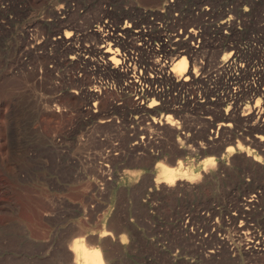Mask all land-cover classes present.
Here are the masks:
<instances>
[{"label":"rangeland","instance_id":"1","mask_svg":"<svg viewBox=\"0 0 264 264\" xmlns=\"http://www.w3.org/2000/svg\"><path fill=\"white\" fill-rule=\"evenodd\" d=\"M165 1L0 0V264H72L69 242L80 234L108 264H264V128L249 115L255 96L264 99V74L256 71L264 61V0H173L169 8ZM202 4L205 24L187 8ZM183 15L186 26L200 24L189 64L234 45L243 70L228 72V90L209 107L192 86L182 91L174 78L160 82L151 72L174 111L160 102L150 114L165 122L170 113L177 126L155 128L133 106L131 77L95 69L103 45L97 25H124L133 56L156 72L153 41L174 40L172 19L184 25ZM231 18L240 29L224 24ZM137 27L152 51L138 45ZM94 74L110 78L99 101L86 94L98 90ZM255 87L260 92L249 97ZM234 91L247 98L226 115ZM211 129L214 144L200 148ZM236 140L244 146L224 151ZM178 159L191 173L156 183V164L174 167ZM105 230L111 235L99 237Z\"/></svg>","mask_w":264,"mask_h":264},{"label":"bare ground","instance_id":"2","mask_svg":"<svg viewBox=\"0 0 264 264\" xmlns=\"http://www.w3.org/2000/svg\"><path fill=\"white\" fill-rule=\"evenodd\" d=\"M97 29L99 31H101L100 40L102 41L101 43H103V45H101V47L98 48L99 49L98 52L100 53L99 54L100 57H97L94 60V64L96 66L95 69H97L99 74H102V75H109V74L111 75V74H114V73H118L119 75H123L125 77L126 76L127 77H131L128 80L130 83H128V84L126 83V84L128 85V88L130 89V92H132V94L134 95V99H133L134 101L132 103L134 104L133 106L135 107L136 111L137 112H142V113L148 112V118H150V120H151L150 124L153 127H155V128L158 127L159 128L160 124L162 125V123H165V124L167 123V124H169L170 127H172V129L171 128L170 129L174 130L173 126L175 127L176 124L173 123L174 120H173V117L171 116L170 113H168L167 115H164L165 116V118H164L165 122H161V121L155 119V117L152 114H150L151 113L150 111H154L155 110V107H153V106L158 104V103H160V102H162V106L166 110H171L172 109L174 111V107L170 106V102H168L167 98H165L166 95L162 96V95H164V92H162V90L164 91V89L160 88V89H156V90L149 89V90L141 91V82L148 80L147 79V75H146V71L148 69L146 67H143V65H141L140 59L135 58L133 56V54H132L133 50L131 48L127 47V44H126L127 42L125 43V41L123 39V36H122V33L128 34V31L124 27V25L123 26H117L113 22H111V21H109L107 19H104L102 21L101 20L98 21ZM136 32L137 33H135L134 36L136 38L138 37L139 40L141 39V41L138 42V45L139 46L144 45V48L147 47V48H149L150 51H152V48L150 47L151 45H149L150 41H149V43H147L148 39H143L142 36H140L141 32H139L137 30H136ZM173 36H175L173 38L174 40H172V38H170V41H169L171 49L166 50V49L160 48V49H156V51L153 50V53L155 54V52H157V55L159 56V58L156 60L159 63V69L156 71V73H159V77L158 78H160V82L169 80L171 78V76H176L175 80L180 85L182 83L181 82L182 80H185V79L188 78L187 68H185V70L183 72H180L177 69H178L179 66H181L182 62H186V66H187V57H186L185 53L190 52V49L184 43V30H179L178 34L174 33ZM65 37H66L67 41L70 40V38H71L70 35H66ZM170 37H172V36H170ZM230 44H232V43H230ZM185 47H186V49H185ZM144 48L141 47L139 49L145 50ZM85 52H84V55H82L83 53H81V57L83 58V59L82 58L81 59L83 61H87L88 62V60L91 57L90 56L91 53H89L87 51L88 52V54H87ZM241 53H242V50L238 46L228 45V46H225V48H223L221 59L226 61L228 64H231L234 67L236 65V63L238 64V62L241 60ZM79 56H80L79 53L74 54V55L71 56V59L75 60L77 58H80ZM116 61H119V63H116ZM94 75L97 76V78H98L97 80L95 78H93V82L97 86L98 90L89 89L88 88L89 90L86 91V94H87V96L89 98L99 101L100 93H101L100 89L104 88L105 83L108 82V80L110 81V78H108V76H107V77H105L103 79V78L99 77L96 74H94ZM107 78H108V80H107ZM172 83H173V81H172ZM102 84H104L103 87H102ZM107 88H110V87H107ZM237 91H239V90H237ZM258 91L256 89H254L253 93L252 94H248V96L252 97L253 94L254 95L257 94ZM74 92L76 93V91H74ZM243 94L245 96L247 95L245 93L233 94L231 104H230V106L228 105L229 107L227 106L229 109L226 110V108H225L223 113L226 114V115H230L232 113H235L234 111H236V107L238 106V101L241 98H243L242 97ZM246 98H247V96H246ZM203 106H200V107H203ZM158 107H159V105H158ZM250 107H251V109L249 110L250 111L249 115L250 116L251 115L254 116L255 120L261 113H264L263 107L260 106L259 96H255L254 101H253V105H251ZM140 116H142V115H140ZM170 116L172 117V119L170 118ZM135 117L139 118L138 116H135ZM257 119H259V118H257ZM103 121H106V120L102 119L101 122H103ZM226 124L227 123H223V125H226ZM171 125H173V126H171ZM258 126H260L261 128H264V122L263 121L260 122V124ZM181 132H183L182 137H183V139H185V131H181ZM187 134H189V132H187L186 135ZM256 136L258 137L259 140H261L263 138L262 135H259V134H257ZM212 140L213 139H211L210 142H208L210 146L214 144ZM135 143H137V142H135ZM201 143H202V141L198 142V145L202 146ZM242 143L239 140H236V144L234 146H231V145L226 146V150H224V151H229L230 149L232 150L234 148H241V147L244 146ZM179 146H177V147H179ZM182 165L183 164L180 163V159L177 160L176 166H174V167L159 166V163H157L156 164V168L159 167V169H158V173L156 175L155 182L159 183V185L161 183L162 184L164 183L167 186V185H171L173 183H177L176 181H178V180L185 179L184 177L187 176L188 174H190L191 172H190L189 168L182 167ZM77 235L78 234H76V236ZM106 235L108 237V235H111V232L105 230L99 235V237H103V236H106ZM87 238H88V236H84V235L80 234L79 237H77V238L73 239L71 242H69L70 245L68 247V250H69L70 260H71L72 264H108L109 263L108 262V255H106V253H103L100 250L101 249L100 247H98V246H94L93 247V245H91L92 242H93L91 240H93V239L90 240L91 244L86 242ZM90 238H88V239H90ZM111 244L112 243H110V245ZM89 245H91V246H89ZM109 257H111V255Z\"/></svg>","mask_w":264,"mask_h":264},{"label":"built area","instance_id":"3","mask_svg":"<svg viewBox=\"0 0 264 264\" xmlns=\"http://www.w3.org/2000/svg\"><path fill=\"white\" fill-rule=\"evenodd\" d=\"M172 1L173 0H168L164 2V6L166 8H169L170 5H172ZM208 5L207 4H202L199 8H196L194 6L191 7H187L189 12L193 15H196L198 17H202L204 24L206 20V10L208 9ZM231 7V6H230ZM161 11H163V8H161ZM174 14H176L177 12H173ZM203 14V15H202ZM178 16H174V18L172 19L171 24L172 25H177L175 27H172V32L173 30H184V43L186 44V46L189 47L190 52H195V47L198 46L199 42H200V24H189L188 26H186V22L184 19V15L182 16L183 18V22L184 25L182 23H179L177 20ZM182 21V20H181ZM223 21V20H222ZM237 22V21H236ZM158 25L161 26L160 23H158ZM225 25H227L228 28H237L240 29V26L236 23L234 24V20L233 18L226 19V23ZM149 27V26H148ZM137 31H141L139 27L134 28L133 31L136 32ZM147 30V31H146ZM142 31H145L147 33H149L148 31H151L150 28H144V25L142 27ZM160 31V30H159ZM164 33V31L162 32ZM150 34V33H149ZM169 34V33H167ZM172 35V34H171ZM183 36V35H182ZM169 38H159L158 40H154V43H157V41L159 42L160 47H155L156 49H166L169 50L171 49L169 41H170V36H168ZM144 39H149V37H147L146 35H143ZM187 41L189 42V44H187ZM192 46V47H191ZM190 52L185 53L186 57L190 55ZM192 62L189 64L188 62V58H187V74H188V78L185 80H182L181 82V87H182V91H186L187 88L189 87H193L196 90V94L199 97V99L197 100L200 104L204 105V106H208V104H216L218 101V99H220V95L223 93L222 90L227 91L228 90V82L226 81L227 78H229L228 72L230 75H232V70H236L238 69V71H235L236 74H238V72L240 70L243 69V63L242 60H240L238 62V64L236 63V67L232 66L231 64H228L226 61L220 58H214L213 60L209 61L207 59V57L201 56L198 57L197 60L196 58H193L191 60ZM252 71H253V67H251ZM259 70L260 73L264 74V61L262 63H260L259 68L257 69V71ZM153 72V74H155V76L159 77V73L154 72L153 70H151L150 68L146 71V75H147V79L146 81H142L141 82V91H145V90H149V89H160L161 86H156V84H154L152 81L154 79H151L153 77V74L151 73ZM255 74V73H253ZM235 77V76H234ZM174 78V80L176 79V76H171L170 79ZM253 75H250V79L252 80ZM257 78V76L255 77ZM169 79V80H170ZM176 81V80H175ZM176 84V83H174ZM257 89V87L255 88H251V92L249 94L253 93V90ZM237 92H232L229 93V95H231V97L233 96V94H236ZM242 92H239L237 94H241ZM247 94V93H245ZM232 101V98H231ZM230 101V104H231ZM230 106V105H229ZM260 106L263 107L264 109V99L260 101ZM224 109V108H223ZM208 117V116H207ZM209 118V117H208ZM257 118H260L261 122H264V113H261ZM228 122V121H227ZM183 131V130H180ZM179 131V132H180ZM212 131V129H211ZM189 132V131H187ZM181 135H183V132H180ZM189 135V134H187ZM217 137V131L214 130L213 134H208L207 138H203L202 141V146H200V148L205 149L207 146H210L208 142H210L211 139L215 140L214 138ZM181 140V146H184V139L183 137H180Z\"/></svg>","mask_w":264,"mask_h":264},{"label":"snow or ice","instance_id":"4","mask_svg":"<svg viewBox=\"0 0 264 264\" xmlns=\"http://www.w3.org/2000/svg\"><path fill=\"white\" fill-rule=\"evenodd\" d=\"M116 63H119V61H116ZM185 68H186V62H182L181 66H179L177 70L180 72H183L185 70ZM229 151H231V149ZM209 163H213V162L209 161Z\"/></svg>","mask_w":264,"mask_h":264}]
</instances>
